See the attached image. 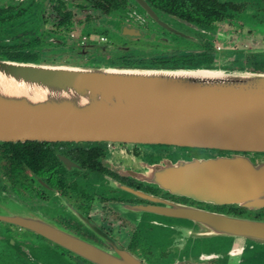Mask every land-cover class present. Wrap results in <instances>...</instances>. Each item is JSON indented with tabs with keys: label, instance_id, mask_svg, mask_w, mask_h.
I'll use <instances>...</instances> for the list:
<instances>
[{
	"label": "flooded vegetation",
	"instance_id": "obj_1",
	"mask_svg": "<svg viewBox=\"0 0 264 264\" xmlns=\"http://www.w3.org/2000/svg\"><path fill=\"white\" fill-rule=\"evenodd\" d=\"M0 60L89 68L201 66L264 72V0H0ZM168 146L2 142L0 194L5 197L0 211L8 202H20L56 227L110 251L125 250L144 264H223L187 257L166 244L160 229L180 221L158 214L157 209L168 201L264 219V207L200 202L131 175L141 162L173 155V150L161 148ZM1 216L0 264H45L50 257L33 254L43 245L57 262L65 257L75 264H91L30 227Z\"/></svg>",
	"mask_w": 264,
	"mask_h": 264
},
{
	"label": "water",
	"instance_id": "obj_2",
	"mask_svg": "<svg viewBox=\"0 0 264 264\" xmlns=\"http://www.w3.org/2000/svg\"><path fill=\"white\" fill-rule=\"evenodd\" d=\"M18 141H107L221 151L141 162L131 175L200 202L263 208L264 158L257 154L264 153V72L0 60V143ZM163 204L157 213L180 223L160 229L161 239L179 253L223 264L264 263V220ZM14 205L8 202L1 217L30 227L91 264H144L125 250L110 251L38 215L15 211Z\"/></svg>",
	"mask_w": 264,
	"mask_h": 264
},
{
	"label": "rangeland",
	"instance_id": "obj_3",
	"mask_svg": "<svg viewBox=\"0 0 264 264\" xmlns=\"http://www.w3.org/2000/svg\"><path fill=\"white\" fill-rule=\"evenodd\" d=\"M220 27L228 29V27H226L225 25H220ZM243 41H244V39H243ZM139 42H141V40H139V41L135 40V43H139ZM177 42L184 43L182 40H177ZM151 147H153V146H151ZM157 147L158 146H154V148H157ZM161 148L164 149V150H167V151L173 150L174 151L173 155H171L169 157V158H172V159H175L177 157H186V158H188V157H191V156H199V157H201V156H211V155L217 154L216 152H213L214 150H210V149L194 150L193 148H185V147L173 148V147H169V146L168 147H161ZM262 154H259V155L257 154V156L264 158V156H262ZM4 197L5 196L0 194V200L3 199ZM7 200H10V199H7ZM11 202L16 203V205H14L12 207V209H14L15 211L23 209L24 211L26 210L28 212H36L34 210L29 209V207L23 205L20 202H14V201H11ZM0 213H1V211H0ZM242 217H245V216H242ZM247 218H249V217H247ZM254 219H256V218H254ZM259 220H264V219H259ZM143 237L146 238L145 235ZM138 241L142 242L141 239H138ZM41 244H44V243H41ZM44 246L45 245H43L42 247L36 248V252L33 253V254L35 256L40 254L41 256L50 257V261L46 262L45 264H61V263L57 262V260L52 257L51 252H53V251L48 249V248H45ZM31 251L34 252L33 250H31ZM54 252H56V251H54ZM250 262H252V264H264V263H262L261 260L257 261L256 259H252ZM62 263L63 264H75L73 262L68 261V259H66L65 257L63 258Z\"/></svg>",
	"mask_w": 264,
	"mask_h": 264
}]
</instances>
